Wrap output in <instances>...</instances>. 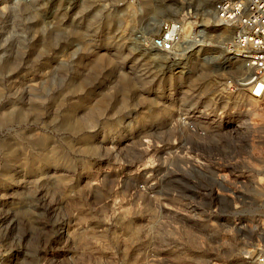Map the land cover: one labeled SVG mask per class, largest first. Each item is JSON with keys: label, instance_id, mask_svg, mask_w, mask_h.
<instances>
[{"label": "rangeland", "instance_id": "obj_1", "mask_svg": "<svg viewBox=\"0 0 264 264\" xmlns=\"http://www.w3.org/2000/svg\"><path fill=\"white\" fill-rule=\"evenodd\" d=\"M24 1H0V264H253L264 104L218 100L237 71L209 63L228 33L215 0H38L25 21L4 15ZM186 5L208 46L170 71L133 44ZM174 91L215 115L176 123Z\"/></svg>", "mask_w": 264, "mask_h": 264}, {"label": "built area", "instance_id": "obj_2", "mask_svg": "<svg viewBox=\"0 0 264 264\" xmlns=\"http://www.w3.org/2000/svg\"><path fill=\"white\" fill-rule=\"evenodd\" d=\"M212 14L213 26L217 29H226L228 33L225 36L219 35V48L223 53V60L215 63L210 59L209 63L216 69H220L223 64L237 71L236 74L224 77L222 82L216 83L218 100L233 96L250 104H264V0H215ZM195 16L192 9L187 8L175 19L163 20L158 26L157 34L151 40L152 46L170 61L172 59L177 61V64L195 51L206 47L201 46L192 52L189 51V45L195 36L189 24L195 21ZM186 73H190L187 66L183 67L181 75ZM181 79L183 80V77ZM182 80L180 84H183ZM221 92L222 96L219 95ZM174 95L175 91L172 93L174 102L171 109L177 115L174 118L175 122L180 125L183 124L193 130L190 120L205 122L210 116L215 115V108L211 110L199 106L203 102L202 96L198 98L195 94H188L186 100L179 99L176 106ZM192 100L194 102L191 103ZM184 117L187 119H180ZM253 264H264V251L256 256Z\"/></svg>", "mask_w": 264, "mask_h": 264}, {"label": "bare ground", "instance_id": "obj_3", "mask_svg": "<svg viewBox=\"0 0 264 264\" xmlns=\"http://www.w3.org/2000/svg\"><path fill=\"white\" fill-rule=\"evenodd\" d=\"M1 1V0H0ZM55 1V0H53ZM60 1V0H59ZM71 1V2H70ZM40 2V1H39ZM38 3V0H31V1H24V2H17V4H14L11 8L12 9H5L4 11V15L6 16H10L12 19H14L15 21L19 20V19H23L24 21L26 20L27 16H29L30 14V6H32L33 4H37ZM214 3V2H213ZM74 4V0H69L68 1V4L67 5H70L69 7H71V5ZM158 6V5H157ZM74 6H72L73 8ZM187 8H191L190 5H186V6H181V10L180 12H177L179 13V15L184 11V9H187ZM192 9V12L193 13H198V8L197 7H193L191 8ZM212 11V10H211ZM188 33V31H187ZM139 39H143L142 36H139L138 37ZM144 41V40H143ZM143 41H138L137 43L135 42L133 44V46L135 48H138V50L140 52H143V53H153L154 55L157 53H159L153 46L152 44H146L144 43ZM201 46H208V42H206V33L204 32L203 29H200L197 33V37L196 39H194V42L191 43L189 45V51H193L194 49L196 48H199ZM152 54V56H153ZM150 55V54H149ZM162 57V56H161ZM164 58V57H163ZM177 64V61H175L174 59H172L170 61V63L168 64V68L169 70L171 71L173 66H176ZM177 67V66H176Z\"/></svg>", "mask_w": 264, "mask_h": 264}]
</instances>
